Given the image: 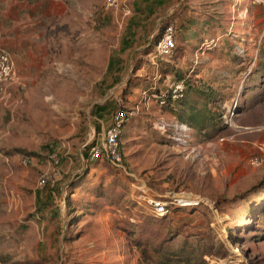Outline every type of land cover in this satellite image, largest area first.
<instances>
[{
  "label": "rangeland",
  "instance_id": "1",
  "mask_svg": "<svg viewBox=\"0 0 264 264\" xmlns=\"http://www.w3.org/2000/svg\"><path fill=\"white\" fill-rule=\"evenodd\" d=\"M169 1L30 0L29 17L0 21L17 55L0 84V264H156L166 245L188 247L180 264H264V163H247L264 142V10ZM149 23L176 28L171 56ZM185 75L177 104L151 96ZM117 109L125 172L84 153Z\"/></svg>",
  "mask_w": 264,
  "mask_h": 264
},
{
  "label": "built area",
  "instance_id": "2",
  "mask_svg": "<svg viewBox=\"0 0 264 264\" xmlns=\"http://www.w3.org/2000/svg\"><path fill=\"white\" fill-rule=\"evenodd\" d=\"M128 0H103L105 9H126V3ZM250 5L259 7L264 10V0H249ZM175 32L176 28L172 24H168L161 32L159 39L156 43V54L162 57H169L173 54L175 44ZM16 78V69L14 61L10 53L0 46V84L10 83ZM183 81H175L172 83L171 93L173 98H177L181 95L183 89ZM158 102L161 105L165 104L163 95L156 96ZM127 119L126 111L124 109H117L111 114L110 123L102 130L100 138L94 144H92L88 150L87 160H104L109 162L112 166L125 172L126 165L124 164V155L121 150V137L123 131V125ZM100 139V141H99ZM53 165L59 163V157L52 155ZM247 163L252 167H258L264 163V142L256 145L255 152H253L247 159ZM39 178L38 184L44 185L46 182V176L44 174ZM138 198H142L155 214H163L169 212L171 205L166 200L156 198L150 195H141ZM140 203V200H137ZM182 205H188V203H182ZM133 220V219H132Z\"/></svg>",
  "mask_w": 264,
  "mask_h": 264
},
{
  "label": "trees",
  "instance_id": "3",
  "mask_svg": "<svg viewBox=\"0 0 264 264\" xmlns=\"http://www.w3.org/2000/svg\"><path fill=\"white\" fill-rule=\"evenodd\" d=\"M192 18H188V19H185L183 21H181V28L184 27V25L186 23H188L189 21H191ZM153 25H151V23H149L147 26H146V30L150 29V31H147V34L149 35L152 30H153V27H151ZM155 35V44L156 42L158 41V38L160 36V33L156 35V33L154 34ZM153 35V36H154ZM154 44V45H155ZM176 81H183V89L181 90V95L177 98H173L172 97V93H171V89L166 87L165 89H158V88H153L154 90L151 92V96L152 97H156V96H160V95H163L164 97V100H165V104L164 106H172V105H175L179 102V100H181L187 93L188 89H190V85H189V81H187V76H180L176 79ZM202 124L200 123L199 126H201ZM94 144V142H92L91 144H89L87 146V148L85 149V155H87L88 157V150L90 148V146ZM15 151H19L21 153H26L25 151L23 150H20L19 148H14ZM29 155V154H28ZM87 161H90V160H87ZM96 161H99V160H94L93 162H96ZM80 174H77L75 175V177L72 179V180H75L77 177H79ZM78 182V181H77ZM80 182V180H79ZM73 187H76V186H79V184H72ZM80 187V186H79ZM94 191V190H93ZM96 196L98 197H102L101 194H97ZM171 209H173V207H171ZM257 214H258V218L260 219V221H264V206L261 207V209L259 210H256ZM184 250H188V247L187 246H176L175 248L171 247L170 245H166L165 247L164 246H160V249H155L156 252H158V256L155 257L157 259V262L156 264H177V263H182L184 260L183 258V254L182 252Z\"/></svg>",
  "mask_w": 264,
  "mask_h": 264
},
{
  "label": "crops",
  "instance_id": "4",
  "mask_svg": "<svg viewBox=\"0 0 264 264\" xmlns=\"http://www.w3.org/2000/svg\"><path fill=\"white\" fill-rule=\"evenodd\" d=\"M33 1V0H32ZM157 1L158 0H143V2H142V5L143 6H148V5H151L152 3H157ZM169 1V0H168ZM213 1H217V0H213ZM16 2H17V0H0V21L2 20V19H4V20H11V22L13 23H15L16 21V19L18 18V14L19 13H21L22 15H21V17L19 16V18H24V17H29V14H28V12H29V6H30V4H28V2H30V0H20V7L18 8V7H15L14 8V4H16ZM169 2H171V8L173 7V3L172 2H174V0H170ZM228 7H230L231 5L230 4H233L232 6H233V9L235 8V2H233V0H228ZM25 9H26V11H25ZM168 9V8H167ZM230 11V10H229ZM188 13V12H187ZM197 15H193V16H191V14H189V15H179V17H175V19L174 20H178V19H180V24H181V21H183V20H185V19H188V17H189V19L190 18H194V17H196ZM176 22V21H175ZM189 23V22H188ZM187 24V23H186ZM185 24V25H186ZM148 25V24H147ZM147 25H145V28H146V26ZM184 25V26H185ZM58 26V24L57 23H53L52 25H50L49 27L51 28V29H55L54 27H57ZM0 27H1V24H0ZM73 29H75V28H73ZM154 30V29H153ZM151 31L150 32V34L152 35V34H154L155 32L154 31ZM15 34H18V33H15ZM12 35H13V32H11L10 33V36H11V40L13 39V37H12ZM152 37V36H151ZM11 51H13V48H11ZM14 52V51H13ZM13 57H15V56H17L16 55V53L14 52L13 54ZM12 55H11V57H12ZM13 59V58H12ZM14 61V60H13ZM103 116H107V115H103ZM98 119V118H97ZM98 120H100V119H98ZM101 121V120H100ZM106 126H108L109 125V123H110V118H107L106 119ZM101 126H103V125H101ZM104 129V128H103ZM102 129V130H103Z\"/></svg>",
  "mask_w": 264,
  "mask_h": 264
}]
</instances>
